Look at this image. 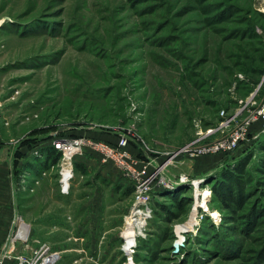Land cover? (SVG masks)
<instances>
[{"label": "rangeland", "instance_id": "1", "mask_svg": "<svg viewBox=\"0 0 264 264\" xmlns=\"http://www.w3.org/2000/svg\"><path fill=\"white\" fill-rule=\"evenodd\" d=\"M1 19L0 153L41 259L264 264V131L248 124L264 103V0H0ZM243 128L234 149L178 154ZM59 133L132 134L158 162L175 155L173 188L153 190L133 258L122 251L131 182L85 145L76 159L87 170L74 169L66 191L62 162L45 154ZM222 174L237 183L225 198L213 192ZM180 191L182 208L170 195ZM33 248L12 255L29 259Z\"/></svg>", "mask_w": 264, "mask_h": 264}, {"label": "built area", "instance_id": "2", "mask_svg": "<svg viewBox=\"0 0 264 264\" xmlns=\"http://www.w3.org/2000/svg\"><path fill=\"white\" fill-rule=\"evenodd\" d=\"M259 121L261 128L264 131V103L260 108L256 109L251 115L248 124L251 126L254 122ZM6 123H8L6 121ZM246 129H238L233 131L226 137H222L218 140L209 141L208 143H200L197 139L184 145L179 153H186L191 156L200 155L203 153H211L219 150L228 151L234 149L242 140L247 131ZM208 132H211L209 129ZM55 149L62 153L61 167H62V182L63 188L69 191L70 180L74 176V162L77 156H83V146L89 145L93 151L100 155V160L103 164H111L120 173L121 177L124 176L131 187L134 188L135 198L134 204L130 211V214L126 218V227L128 226L129 219L136 223L135 228L137 230L138 241H135V246L132 247V243L123 235L124 243L122 246L123 252L129 257L133 258L132 254L134 249L139 243V238L143 236V229L147 224V220L151 216V209L148 206L152 198L153 190L158 187H164L169 185L171 182L166 176V168L174 162L175 155H169L163 162L156 161L155 157L145 147H141L138 140L132 134H121L115 141H103L96 138L80 137L74 135L57 136L51 143ZM139 150V152L136 151ZM69 170L70 174L68 179L65 178V171ZM184 178V176H183ZM189 181L188 178L182 179V182ZM173 186L169 185L170 188ZM21 219V218H20ZM21 224H18L15 234L10 238V243L15 245L16 243H28L31 239L30 229L26 235H18ZM123 231V234L125 232ZM130 243L129 245H127ZM11 244V245H12ZM11 245L8 247L12 248ZM44 247L41 245L36 246L32 249L31 258H26L23 255L17 256L16 264H45V260L48 257H55V262L52 264H58L62 259L61 254L58 251H52L50 254H44ZM4 256H8V251L4 252ZM0 264H4V258L0 259Z\"/></svg>", "mask_w": 264, "mask_h": 264}, {"label": "crops", "instance_id": "3", "mask_svg": "<svg viewBox=\"0 0 264 264\" xmlns=\"http://www.w3.org/2000/svg\"><path fill=\"white\" fill-rule=\"evenodd\" d=\"M5 152L2 151L0 153V257L4 252L8 251L9 256L5 259L4 264H15L16 259L14 258V255H12L13 253H19L18 250L21 248H27L30 246L33 248L34 243H32V238L34 237H32V232L34 229L33 223H29L24 216H21L22 214L19 213V210L16 208L17 196L15 189L16 185L12 174V164L9 155ZM17 218L24 220L30 227L32 238L28 243L18 242L15 245L10 243L14 228L20 224ZM10 245L12 248L9 249L8 247Z\"/></svg>", "mask_w": 264, "mask_h": 264}, {"label": "trees", "instance_id": "4", "mask_svg": "<svg viewBox=\"0 0 264 264\" xmlns=\"http://www.w3.org/2000/svg\"><path fill=\"white\" fill-rule=\"evenodd\" d=\"M224 16H226L224 18H227L228 15H224ZM222 20H226V19H222ZM65 135H73V134L72 133H59L58 136H65ZM90 136L98 139V137H95L94 135H90ZM100 138L105 139L103 137H100ZM106 140L113 141V139H111V138H106ZM47 147H48V149H46V151H45V154L47 156V160L50 159V162H52V165L59 164L61 161V158H62V153L59 150L55 149V147L52 144H49ZM87 165L88 164L86 163L85 160L79 161L78 159H75L74 169L76 171H84L85 172L87 170V168H86ZM229 174H222V176H221L222 180L218 181L216 183V185L213 187L214 194L219 193L220 197L225 198L224 195H222L221 193L226 191L228 184H232V183L237 184L235 182V179H233ZM128 190L133 191V188L130 186L128 188ZM181 192L182 191H180L176 194H170L171 198H173L176 201V203H177L176 206H178L179 208H182V206L184 205V201H185V198L182 197L183 195L181 194ZM180 197H182V198H180Z\"/></svg>", "mask_w": 264, "mask_h": 264}, {"label": "bare ground", "instance_id": "5", "mask_svg": "<svg viewBox=\"0 0 264 264\" xmlns=\"http://www.w3.org/2000/svg\"><path fill=\"white\" fill-rule=\"evenodd\" d=\"M3 21H4L3 19L0 20V25L3 23ZM69 174H70V171L69 170H66L65 171V178L68 179ZM195 184L198 185L197 181H195ZM208 193H209V191L206 190L205 193H204V198L207 197ZM204 200L205 199H203V202H204ZM203 202H201V203H203ZM196 210H197V208L194 210V212H192V215H191L190 220L186 224H184V227H187L188 228L187 230H191L194 227L193 224H194L195 217H196ZM20 224H21V227H20V230L18 232V235H26L27 232L30 229L29 225L27 223H25V222H22ZM135 225H136V223L134 221H131L129 219L128 226H127V228H126V230L124 232V236L129 240L130 243H132V247L135 246L134 241L136 240V236H137V230L135 228ZM180 237H182V236L180 235ZM130 243H128L127 245H129ZM55 261H56L55 260V257L51 256V257H48L45 260V264H52ZM131 264H133V263H131Z\"/></svg>", "mask_w": 264, "mask_h": 264}]
</instances>
